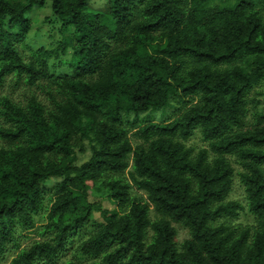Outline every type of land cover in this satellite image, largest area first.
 Wrapping results in <instances>:
<instances>
[{
    "label": "trees",
    "instance_id": "obj_1",
    "mask_svg": "<svg viewBox=\"0 0 264 264\" xmlns=\"http://www.w3.org/2000/svg\"><path fill=\"white\" fill-rule=\"evenodd\" d=\"M44 3L0 0V258L51 264L94 223L65 264H264V0H51L61 39L26 58ZM68 50L72 72L51 73ZM171 101L175 118L138 119ZM234 165L252 224L233 223Z\"/></svg>",
    "mask_w": 264,
    "mask_h": 264
},
{
    "label": "rangeland",
    "instance_id": "obj_2",
    "mask_svg": "<svg viewBox=\"0 0 264 264\" xmlns=\"http://www.w3.org/2000/svg\"><path fill=\"white\" fill-rule=\"evenodd\" d=\"M89 6L95 9L106 10L107 9V0H89ZM28 18L30 20V30L27 33V37L25 42L20 45V50L23 53L24 57H28L30 54V50L34 48H38L40 46H45L47 48L55 47L59 40L61 39L59 33V24L54 19L51 10V0H45V3L41 7L34 6L31 12L28 14ZM71 54L72 51L68 50V52L64 55H60L58 58H50L48 60V69L51 73L54 74H70L72 72L71 66L69 63L71 62ZM7 90L9 88L6 87ZM260 90V88H259ZM18 91V89H17ZM258 89L253 90L250 94H254L257 92ZM15 96L17 95L14 94ZM179 105L175 104L173 101L170 102V106L163 109H158L153 112H144L138 119H144V121H157L163 122L169 119L175 118L180 113ZM134 116L131 114L128 116L129 120H132ZM129 136L133 143L136 142L135 137L133 136L132 132L134 129L129 128ZM84 146L83 152L77 151V164H81L85 160L88 159L90 156V150L88 144L85 140L82 141ZM186 146L192 147L194 152H196L201 147H207V144L202 141L200 133L197 131L194 135H192L186 142ZM236 168L235 176L233 178V183L231 190L228 194V200H235L241 203L243 210L239 211V214L236 218L233 219L234 224L240 225H247L253 223V216L247 211L246 209V199H245V192L243 189V185L240 183L239 178L237 176L238 166L234 165ZM61 178L54 176L46 180L43 185L48 190H52L54 185L60 181ZM133 192H138L141 194L140 191L135 189L132 190ZM96 194H92L90 196L91 200H100L101 198L95 196ZM145 197V195L143 194ZM104 206L113 207L114 205H110L108 201L101 199ZM151 218H155L156 214L153 210H150ZM93 220L95 222H99L101 220V216L98 213L93 214ZM94 224V223H93ZM88 225L85 229L81 230L80 232L73 235L72 245L66 247V249L62 250L56 257L53 258L51 264H65L68 260H78L80 258L78 246L82 239H85L88 234L93 230L94 225ZM177 228V243L181 244L182 241L188 237L187 229L182 227L179 224H174ZM20 248L28 245L34 239L41 238L35 231L31 230L25 232L23 236H20ZM10 246V245H9ZM16 254V250L13 248H9L8 251L4 254L3 257L0 258V264H8L11 258ZM42 264V263H40ZM44 264V263H43Z\"/></svg>",
    "mask_w": 264,
    "mask_h": 264
}]
</instances>
